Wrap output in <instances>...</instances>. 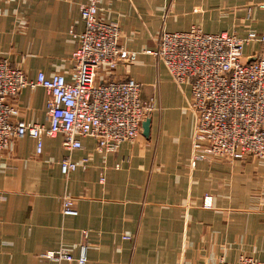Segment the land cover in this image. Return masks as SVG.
<instances>
[{
    "label": "crops",
    "instance_id": "0c3cea01",
    "mask_svg": "<svg viewBox=\"0 0 264 264\" xmlns=\"http://www.w3.org/2000/svg\"><path fill=\"white\" fill-rule=\"evenodd\" d=\"M86 1L0 0V61L33 79L40 71L71 79L78 44L71 25L84 30ZM100 14L120 27L121 45L138 53L109 76L142 84L143 100L155 103L150 134L142 130L107 154L98 152L93 137L69 152L61 135L45 136L41 154L30 135L13 137L0 153V264H52L44 254L59 250L78 257L85 232L87 264H218L242 256L264 263V159L204 154L193 163L191 85H179L185 88L179 102L162 103L160 91H169V99L178 84L149 52L162 31L262 32L264 0H102ZM261 49L254 42L244 54ZM108 74L101 70L98 80ZM46 102L43 87H25L14 120L48 125ZM67 156L90 158L88 169L65 175L61 160ZM66 194L74 197L77 215L63 214ZM207 196L211 207L204 204Z\"/></svg>",
    "mask_w": 264,
    "mask_h": 264
},
{
    "label": "built area",
    "instance_id": "2783aa9c",
    "mask_svg": "<svg viewBox=\"0 0 264 264\" xmlns=\"http://www.w3.org/2000/svg\"><path fill=\"white\" fill-rule=\"evenodd\" d=\"M101 1L87 0L81 6L82 32L77 33L71 25L78 42L72 53L71 79L63 73L48 76L43 71L33 79L7 59L0 61V153L15 136L34 138L37 154L43 151L45 136L61 135L69 152L82 149L83 138L93 137L98 152L107 154L140 135L155 103L143 100L141 83L109 76L119 65L135 62L138 53L124 48L120 27L101 17ZM254 42L262 44V49L248 57L245 46ZM149 52L162 60L174 82L191 85L190 108L196 118L193 163L204 154L228 161L249 156L264 159V29L249 31L245 36L228 31L208 33L198 26L186 31H162L156 48ZM101 70L109 74L98 80ZM28 86L45 89L48 125L14 120L19 113L17 96ZM89 159L74 161L67 156L61 160L62 170L67 176L79 167L86 170ZM212 203L207 196L205 206ZM62 212L78 214L74 197H62ZM87 239L85 232L78 257L66 250L49 251L44 257L52 264H87ZM124 239L132 236L124 235ZM218 264L264 263L242 256L235 263L221 259Z\"/></svg>",
    "mask_w": 264,
    "mask_h": 264
},
{
    "label": "rangeland",
    "instance_id": "374dc122",
    "mask_svg": "<svg viewBox=\"0 0 264 264\" xmlns=\"http://www.w3.org/2000/svg\"><path fill=\"white\" fill-rule=\"evenodd\" d=\"M177 85V84H176ZM185 88L184 86H179L177 85L176 87H172L171 90H170V94H169V99H166L168 97V92L169 91H166L165 90L163 91V93L160 91V99H161V102H172V103H177L179 102V98H178V94L179 95H182L183 96V93L184 92ZM149 101V100H147Z\"/></svg>",
    "mask_w": 264,
    "mask_h": 264
},
{
    "label": "water",
    "instance_id": "95a60500",
    "mask_svg": "<svg viewBox=\"0 0 264 264\" xmlns=\"http://www.w3.org/2000/svg\"><path fill=\"white\" fill-rule=\"evenodd\" d=\"M151 131V116L148 115L145 121L143 122V134L149 136Z\"/></svg>",
    "mask_w": 264,
    "mask_h": 264
}]
</instances>
